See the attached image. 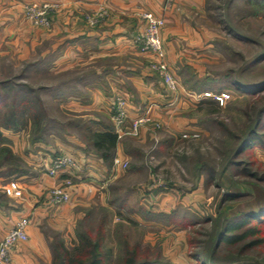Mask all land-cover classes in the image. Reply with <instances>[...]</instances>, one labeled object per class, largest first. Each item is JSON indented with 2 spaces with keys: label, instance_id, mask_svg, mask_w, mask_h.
I'll use <instances>...</instances> for the list:
<instances>
[{
  "label": "crops",
  "instance_id": "0c3cea01",
  "mask_svg": "<svg viewBox=\"0 0 264 264\" xmlns=\"http://www.w3.org/2000/svg\"><path fill=\"white\" fill-rule=\"evenodd\" d=\"M45 1L59 4L49 29L35 26L24 17L26 5ZM210 10V0H0V68L13 62L26 63L37 70L48 66L57 73L91 69L93 74L75 80L64 106L73 112L88 113L85 122L92 131L115 128L110 109L118 96L128 102L129 123L150 107L149 113L166 125L169 133L195 131L198 126L194 118H188L195 108L188 94L191 91L181 85L177 94L171 93L151 69L156 55L139 51L133 36L144 25L142 14L154 12L165 21L161 37L165 59L174 76L179 75L184 63L201 70L200 62L215 54V37L209 31ZM99 13L104 17L92 24L88 17ZM149 131L144 130L141 138L118 136L111 163L75 133L53 136L51 142L30 143L25 131H8L13 150L25 161V168H19L15 182L0 179L6 183L0 186L10 198L0 206V241L20 219L27 217L30 223L29 240L18 243L10 262L5 264H50L53 233L73 238L77 222L86 209L95 205L109 209V235V227L113 228L121 218L118 213L127 216L126 211L149 228L168 231L161 221L148 219L141 211L148 208L170 213L177 206L175 196L160 191L158 200L147 205L137 193L134 205H119V200L124 199L123 192L117 193L124 177L121 163H131L137 148L130 142L150 140ZM62 153L72 155L80 168H64L53 177L48 168L53 158ZM68 178L74 182L70 187L71 201L52 206L48 202L49 189ZM201 184L200 181L196 197L202 196Z\"/></svg>",
  "mask_w": 264,
  "mask_h": 264
},
{
  "label": "rangeland",
  "instance_id": "374dc122",
  "mask_svg": "<svg viewBox=\"0 0 264 264\" xmlns=\"http://www.w3.org/2000/svg\"><path fill=\"white\" fill-rule=\"evenodd\" d=\"M252 1L210 0L208 30L215 37V54L208 61L200 62L201 70L184 63L176 76L180 85L193 95L195 108L188 118H194L199 136L181 137L192 130L169 133L166 125L155 118L160 128L152 125L151 138L144 143L131 141L130 144L137 148L135 156L131 163H121L124 177L119 181L122 189L117 193L124 194L123 207L128 202L134 205L132 202L137 199V193L148 205L158 200L163 191L175 196L178 212L192 221L191 225L180 227L162 222L169 230L159 231L145 226L133 217V213L126 211L127 216L121 217L113 228L109 227L110 235L107 232L104 245L110 255L107 264L120 262L125 241L139 243L155 252L162 251L165 264H208L206 259L199 260L193 254L211 249L213 224L204 219L218 216L223 195L241 194L231 209L233 214L263 205L264 182L259 177L264 171V147L253 146L247 152L235 155L252 129L259 136V144L264 145V118L255 125L259 111L264 108V0ZM83 71L57 73L48 66L37 70L26 63H4L0 68V82L8 80L10 85L8 90L0 85L1 95L7 99L0 102V107L11 102L17 105L25 94L37 97L36 109L40 115L39 129L22 120L21 116L16 129L2 128L12 148L8 131L14 134L25 131L30 143L51 142L53 136L75 133L92 146L89 142L91 125L85 122L88 113L73 112L64 106L73 92L70 87L75 85V80L93 74L88 68ZM236 81L256 92L241 90L235 85ZM234 161L243 165L237 166ZM21 162L20 167L25 168V161L21 159ZM15 167L8 163L0 167V179L17 181L19 173ZM242 167L256 171V175L244 174ZM200 181L202 196L196 197ZM0 191L5 193L1 202H10L6 189L0 186ZM106 217L105 211L94 209L92 217L80 229L92 227ZM107 219V226H110ZM63 237L71 240L68 235ZM261 251L248 260L250 264H263L260 258L264 254L258 255Z\"/></svg>",
  "mask_w": 264,
  "mask_h": 264
},
{
  "label": "trees",
  "instance_id": "16d2710c",
  "mask_svg": "<svg viewBox=\"0 0 264 264\" xmlns=\"http://www.w3.org/2000/svg\"><path fill=\"white\" fill-rule=\"evenodd\" d=\"M251 2L254 1L251 0ZM8 84L10 85L8 80L0 82L4 90H8ZM235 85H238L241 90L256 92V89L252 90L248 87H242L240 81H236ZM198 91L200 90L198 89ZM30 98L22 94L21 101L17 105L11 102L0 107V167L8 163L16 166L15 170L23 169V167H20L22 166V158L14 152L10 141L4 137L2 128L16 129L21 123L19 121V116H21L22 120H26L33 127L39 129L40 115L38 114V109H36L37 97H32V102ZM4 100L7 99L0 93V102H4ZM262 118H264V108L259 111L255 125L260 124ZM89 130V142L93 148L106 162H113L118 144V134L115 128L110 126L103 132ZM255 133V129L249 131L247 139L241 143L235 155L238 156L245 153L253 146L260 145L264 147L262 143L259 144V136L255 135ZM234 164L237 166L243 165L240 161H234ZM242 168L244 174L256 175V171L250 172L246 167ZM259 179L264 182V171ZM3 195L5 193L0 191V206L4 204L1 202ZM240 196L241 194L239 193L224 194L219 204L218 216L204 219L205 222L213 224L210 236H212L214 241L209 251L205 249L201 253L193 254L196 258L199 260L201 258L206 259L209 262L208 264H250L248 260L253 259L252 256L256 254L255 252L262 250L258 255L264 254V203L255 210H244L233 214L231 209ZM122 202L123 199L119 200L120 208L123 207ZM94 209L105 211L107 213L106 219L102 218L99 223L92 227L84 228L85 230L80 229L92 217ZM141 212L148 219H155L180 227L191 225L192 223V221L184 217L183 213L178 212V207H175L170 213L153 212L152 209L148 210V208H144ZM118 214L120 217H124L121 212ZM108 215V208L95 205L85 210L84 217L75 226L74 237L71 240H66L62 234L53 233L50 243L52 253L50 264H107L110 255L104 245L107 239ZM123 244L122 256L117 264L166 263L163 259L162 251L155 252L148 247H142L139 243L132 244L129 241H125ZM188 244H191L189 239ZM260 259L264 264V257ZM201 264L204 263L201 262Z\"/></svg>",
  "mask_w": 264,
  "mask_h": 264
},
{
  "label": "built area",
  "instance_id": "2783aa9c",
  "mask_svg": "<svg viewBox=\"0 0 264 264\" xmlns=\"http://www.w3.org/2000/svg\"><path fill=\"white\" fill-rule=\"evenodd\" d=\"M58 7V3L48 1L28 4L24 8V17L35 26L49 29L52 24V14ZM103 17L104 14L99 13V15L95 17L89 16L88 20L95 25ZM142 19L144 25L134 34V45L141 52H150L156 55L157 61L153 62L151 65L152 71L160 77L161 81L171 93L177 94L182 89V86L166 62L165 48L161 38V29L164 27L165 21L162 17L151 11L144 12L142 14ZM188 94L190 97L193 96L190 93ZM149 111L150 107H148L142 115L129 123L128 102L124 97L118 96L110 109L111 119L118 136L121 137L129 134L140 137L142 132L146 129H151L152 125H156L160 128L159 122L155 121L156 119L152 117ZM197 136H199L198 131L183 133L181 135L183 138ZM64 168L78 170L80 168V163L70 154H58L53 158L48 168V173L54 177ZM72 185H74L73 180L68 178L62 184L51 187L48 191L49 204L54 207L68 204L71 201L72 193L70 187ZM29 223L30 220L27 217L20 219L14 227L8 230L0 241V264L9 263L14 247L20 242L29 240V234L27 232Z\"/></svg>",
  "mask_w": 264,
  "mask_h": 264
}]
</instances>
